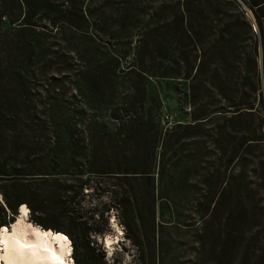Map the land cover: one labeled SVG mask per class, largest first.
I'll return each instance as SVG.
<instances>
[{
  "label": "trees",
  "instance_id": "1",
  "mask_svg": "<svg viewBox=\"0 0 264 264\" xmlns=\"http://www.w3.org/2000/svg\"><path fill=\"white\" fill-rule=\"evenodd\" d=\"M99 1L92 11V6L85 7L86 0H0V192L5 208L15 214L19 204L27 203L32 218L54 211L63 221L54 231L71 238L84 234L89 249V236L101 231L74 217L67 194L75 193V198L91 187V177L108 176L121 181L114 195L118 209L138 211L135 188L129 185L154 181L157 174L161 208L176 206L164 194L166 180L174 186L178 173L189 180L198 169V174H205L200 177L197 214L211 222L218 220L220 225L227 223L226 242L230 264H234L248 235L242 223L251 217L247 196L233 205L234 189L240 186L238 193L246 190L250 194L253 187L245 182L246 169L231 185L227 168L239 161L245 166L257 163V128L249 137L238 129L240 123L250 121L252 128L261 85L258 42L250 23L229 0H163L156 9L143 8L134 0ZM107 13H112L118 30H138L133 61L124 69L121 62L127 52L98 64L97 53L84 45L87 38L83 34ZM215 23L216 28H227L231 38L227 53L220 52L221 62L227 64L219 66L213 62L212 51L227 41L221 31L216 44H211ZM247 41L252 43L244 47ZM181 65L188 80L199 81L201 108L191 110L190 121L163 128L161 104L149 99L148 84L154 78H178ZM222 72H231V76L237 72V79L244 74L242 85L248 90L239 102L229 103L231 110L215 111L206 101L208 82ZM122 73L128 77L129 90L120 95L117 77ZM234 79L232 87L237 86ZM195 88L191 91L193 106ZM103 105L110 109L111 123L95 113ZM260 108L264 123L262 94ZM209 140L215 147L208 145ZM213 149L220 166L210 175ZM111 154L114 160L109 159ZM253 169L255 173L257 166ZM52 188L60 199L56 205ZM34 220L52 229L40 216Z\"/></svg>",
  "mask_w": 264,
  "mask_h": 264
},
{
  "label": "rangeland",
  "instance_id": "2",
  "mask_svg": "<svg viewBox=\"0 0 264 264\" xmlns=\"http://www.w3.org/2000/svg\"><path fill=\"white\" fill-rule=\"evenodd\" d=\"M134 1L142 3L141 7L143 8L144 5H151L154 9L158 8L159 4L163 2V0ZM100 3L101 1L99 0H86L85 7L88 6L89 8L92 6L91 10L93 11ZM235 5L239 9L238 5ZM111 15L112 13H107L106 16L96 17L99 20H96L95 24L91 25L87 29V33L83 34L82 37L87 38L84 45L93 49V53H97L98 56L95 62L98 64L103 61H109L117 53L127 52L128 57L121 62L124 69L128 63L133 61L132 52L134 51L133 47L135 46L138 30L130 33L118 30L116 28L117 24ZM145 20L147 21L148 17H145ZM213 26L215 28L209 39L211 44H216L221 37V31L224 32L227 41L225 44L223 42L218 44V47L212 51L213 62L218 61L219 66L223 64L220 60V52L224 50L227 53L231 38L228 36L227 28L224 29L222 26L221 28H216V23ZM226 26L227 22L224 24V27ZM67 35L70 37L69 32H67ZM251 43L252 41H247L243 43V46L245 47ZM225 64H227V61ZM259 71L261 85L259 91H257V115L255 116L254 124L251 129L249 128L251 121L246 122V124L240 123L238 127L242 133H248L244 135L245 137L251 136L250 131L257 128V163H255L256 165L249 163L245 166V162L239 161L237 164H231L227 168V177L232 183L231 185H234L237 175L246 169L248 174L245 182L246 184H252L253 187L250 194L246 190L238 193L240 186H236L234 189L235 203L233 205H236L238 199L242 198V196H247L251 211L250 221L246 220L242 223L243 229L248 235L241 243L242 246L240 245L234 264H264V123L260 108V94H262L264 99V78L261 70ZM192 75L194 76V74ZM231 75V72L228 74L222 72L220 76H216L211 82H208L210 86L207 90L206 101L211 104V110H231V108H228L231 101L239 102L240 99L245 97L244 94L248 90L242 85L245 75L243 74V78L239 77V79H237V72L233 74L234 76ZM232 78H235L233 84H237V86L232 87ZM117 81L119 94L126 93L129 90L127 75L118 74ZM194 82L193 84L187 79L184 65H181V74L176 79L167 81L157 78L150 79L148 84L149 99L155 98L161 104L159 120L163 128L170 127L176 121H190L191 110L196 108V111H198L201 108L197 95L199 81ZM192 87H196V91L194 89L196 93L195 106L192 105L193 101H191ZM249 95L252 97L251 101H254L255 95L251 92ZM95 113L103 122L111 123L109 107L104 105L97 106ZM242 136L239 135L238 137L242 138ZM208 145L215 147L212 140H209ZM231 147H229V153H232ZM212 153L209 165L210 175L220 166L219 163H216L219 156L216 157V149H213ZM114 158L115 156L112 154L109 157L111 160H114ZM102 159L104 161L108 160L107 157ZM255 166H257V169L254 173L255 169L253 168ZM203 174L205 173L198 174L197 169V172L191 175L189 180H186L185 177H182V173H178L174 186H172V181L166 180L164 194L168 195L176 206L164 208H161V187L157 174H155L154 181L143 180L138 183H132L129 187L130 189L131 186L135 188L138 199V211L129 210L123 212L118 209L114 202V195L119 192L117 185L121 181L108 176L91 177L93 183L91 187H86L83 193L76 195L75 198H73L75 193L66 195L71 197L66 199V203L71 208L74 217L81 218L79 221L87 223L92 229L101 231L98 235L91 234L89 236V249L87 247L88 239L84 238V234L81 233L79 236L72 238L66 234L72 241L74 249L72 257L75 264H230V244L226 242L227 229L229 228L227 223L223 222L220 225L218 220L211 222L206 216L202 218L196 211V201L199 198V194L202 193V180L200 177ZM55 190V188L51 189L53 203L60 201L58 194V197L56 196ZM0 196L3 197L2 192H0ZM62 201L64 202L65 198ZM227 209H229V205ZM39 216L52 229L63 223L59 215L54 211H45L31 218L34 220L35 217ZM113 219L117 227L122 228V237L111 226ZM9 221L8 210L4 205H0V225L5 226V222L9 225ZM232 227L234 228L235 226ZM106 235H112L117 238L116 243L112 245L114 251L111 257H108L105 244L103 243ZM97 236L100 239H96L95 237Z\"/></svg>",
  "mask_w": 264,
  "mask_h": 264
},
{
  "label": "clouds",
  "instance_id": "3",
  "mask_svg": "<svg viewBox=\"0 0 264 264\" xmlns=\"http://www.w3.org/2000/svg\"><path fill=\"white\" fill-rule=\"evenodd\" d=\"M0 205L6 207L2 196ZM8 212L9 219L13 216L15 219L7 226L0 225V264H75L72 257L74 249L69 237L36 223L31 218L32 209L27 203L19 204L15 214L10 209ZM111 226L122 237V228L117 227L114 219ZM95 238L100 239L99 236ZM116 239L112 235L104 238L108 257L113 254L112 245Z\"/></svg>",
  "mask_w": 264,
  "mask_h": 264
},
{
  "label": "built area",
  "instance_id": "4",
  "mask_svg": "<svg viewBox=\"0 0 264 264\" xmlns=\"http://www.w3.org/2000/svg\"><path fill=\"white\" fill-rule=\"evenodd\" d=\"M236 3L250 23L258 42V64L264 73V0H229Z\"/></svg>",
  "mask_w": 264,
  "mask_h": 264
},
{
  "label": "bare ground",
  "instance_id": "5",
  "mask_svg": "<svg viewBox=\"0 0 264 264\" xmlns=\"http://www.w3.org/2000/svg\"><path fill=\"white\" fill-rule=\"evenodd\" d=\"M9 230H11L10 228H9ZM119 238V237H118Z\"/></svg>",
  "mask_w": 264,
  "mask_h": 264
}]
</instances>
